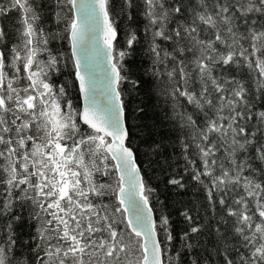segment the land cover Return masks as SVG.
<instances>
[{
  "label": "snow or ice",
  "instance_id": "1",
  "mask_svg": "<svg viewBox=\"0 0 264 264\" xmlns=\"http://www.w3.org/2000/svg\"><path fill=\"white\" fill-rule=\"evenodd\" d=\"M0 264H264V0H0Z\"/></svg>",
  "mask_w": 264,
  "mask_h": 264
},
{
  "label": "trees",
  "instance_id": "2",
  "mask_svg": "<svg viewBox=\"0 0 264 264\" xmlns=\"http://www.w3.org/2000/svg\"><path fill=\"white\" fill-rule=\"evenodd\" d=\"M65 51H68L66 44H65ZM68 54L70 55V52ZM61 79L62 80L68 79L67 70L65 71V75L61 77ZM137 99L138 100L142 99L146 106L147 115L143 123L149 125L157 124L158 126L159 122L162 120L163 114L160 112V109L158 107L157 97L154 95L148 97L144 93H141V95L137 97ZM73 102L78 105L80 104V101L76 98L73 99ZM160 131H166V130L160 129ZM157 139H159V137H157ZM164 144H165L164 155L170 158V163H172L173 169L178 170L179 166L183 164V160L178 158L179 149L177 148L174 151L172 147L168 146L167 140L164 141ZM135 146L140 148V159L143 162L139 166L143 168L142 175L145 179V183L154 189L150 198L151 201L150 206L155 207L158 212L160 210L159 201L165 199L168 200L170 205H172L173 202H180L176 206H182L183 203H188V202H191L192 204H197V199L200 196V193L197 192L196 189L192 187V182H189L188 187L183 190L173 191L170 188L166 189L164 187V180L167 178V173L162 175L160 168L155 164L152 165L151 167L148 166V159L145 156H143L144 145L142 140H137L135 142ZM170 210L174 211V209H170ZM200 216L201 218L204 217L203 211L200 212ZM172 220L177 232L181 231L184 228V224L179 222L180 218L178 216L173 215Z\"/></svg>",
  "mask_w": 264,
  "mask_h": 264
}]
</instances>
